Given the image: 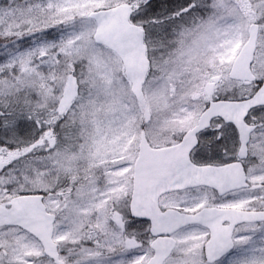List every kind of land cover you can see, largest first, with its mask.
I'll return each instance as SVG.
<instances>
[{"label":"snow or ice","instance_id":"obj_1","mask_svg":"<svg viewBox=\"0 0 264 264\" xmlns=\"http://www.w3.org/2000/svg\"><path fill=\"white\" fill-rule=\"evenodd\" d=\"M0 264H264V0H0Z\"/></svg>","mask_w":264,"mask_h":264}]
</instances>
